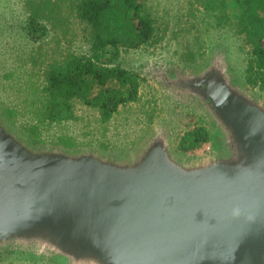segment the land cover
Returning <instances> with one entry per match:
<instances>
[{"label":"water","instance_id":"obj_1","mask_svg":"<svg viewBox=\"0 0 264 264\" xmlns=\"http://www.w3.org/2000/svg\"><path fill=\"white\" fill-rule=\"evenodd\" d=\"M207 96L233 146L187 160L158 135L139 156L35 152L0 124V240L64 264H264V105Z\"/></svg>","mask_w":264,"mask_h":264},{"label":"rangeland","instance_id":"obj_2","mask_svg":"<svg viewBox=\"0 0 264 264\" xmlns=\"http://www.w3.org/2000/svg\"><path fill=\"white\" fill-rule=\"evenodd\" d=\"M44 1L0 0V117L36 148L118 160L139 156L160 134L187 160L208 156L214 142L209 116L167 93L151 76L154 69L189 72L216 58L264 105V91L247 79L252 46L240 26L237 0H214L210 13L196 0H136L143 7L140 14L152 21V38L135 48H110L114 56L107 52L105 59L139 76L138 101L121 106L105 122L98 109L78 97L69 101L71 113L51 120L43 105L46 69L92 57L94 33L77 17L79 0ZM33 16L39 27L32 26ZM198 127L206 128L211 140L183 154L181 139ZM52 258L58 259L32 245L0 254V264H64Z\"/></svg>","mask_w":264,"mask_h":264},{"label":"trees","instance_id":"obj_3","mask_svg":"<svg viewBox=\"0 0 264 264\" xmlns=\"http://www.w3.org/2000/svg\"><path fill=\"white\" fill-rule=\"evenodd\" d=\"M45 2L51 3L45 0L43 4ZM196 2L205 6L207 13L216 9L214 0ZM235 4L240 14V26L252 46L247 79L264 91V0H237ZM40 9L36 11L40 12ZM75 9L77 17L94 33V54L90 58H70L62 65H48L43 105L49 119H61L72 112L69 101L80 97L86 104L98 109L106 122L121 106L138 101L140 78L134 72L112 67L113 60L107 61L105 54L111 52L108 49H117L119 45L135 48L149 41L154 31L153 24L140 14L143 7L136 0H79ZM31 24L40 26L34 16ZM111 55L114 56V53L111 52ZM18 138L34 151H43L32 142ZM209 140L211 136L207 129L198 127L183 136L179 150L186 154Z\"/></svg>","mask_w":264,"mask_h":264},{"label":"flooded vegetation","instance_id":"obj_4","mask_svg":"<svg viewBox=\"0 0 264 264\" xmlns=\"http://www.w3.org/2000/svg\"><path fill=\"white\" fill-rule=\"evenodd\" d=\"M205 65L204 67L190 70L189 72L154 69L151 76L155 75L154 78L160 82L167 93L177 99L189 102L198 110L204 112L205 115L207 114L209 116L208 119L214 134V142L212 143L209 155L218 156L233 146L232 133L217 122L214 105L208 98L207 91L211 86L221 85L222 82L226 83L225 85L228 89L238 91L237 93L241 95L246 94L247 91L233 79L219 59L214 58L210 63ZM0 124L8 134L13 133L1 117ZM12 135L15 136L23 146L29 148V146L22 142L15 133ZM32 245H36V243L30 242L27 246L18 243L16 238L11 241L0 240V254L11 250H18L19 248H31Z\"/></svg>","mask_w":264,"mask_h":264}]
</instances>
